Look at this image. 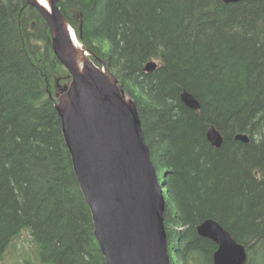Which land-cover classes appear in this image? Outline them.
Segmentation results:
<instances>
[{
	"label": "trees",
	"instance_id": "trees-1",
	"mask_svg": "<svg viewBox=\"0 0 264 264\" xmlns=\"http://www.w3.org/2000/svg\"><path fill=\"white\" fill-rule=\"evenodd\" d=\"M58 4L138 107L167 191L172 263L214 264L217 244L197 231L214 219L248 247L247 264H264V0ZM151 60L159 66L147 72ZM71 80L41 12L0 0V259L29 229L42 264H107L56 109ZM184 90L199 109L182 101Z\"/></svg>",
	"mask_w": 264,
	"mask_h": 264
},
{
	"label": "water",
	"instance_id": "water-1",
	"mask_svg": "<svg viewBox=\"0 0 264 264\" xmlns=\"http://www.w3.org/2000/svg\"><path fill=\"white\" fill-rule=\"evenodd\" d=\"M50 2L51 11L38 0H28L48 22L54 53L72 78L59 95L56 109L107 264H173L164 218L165 182L160 183L144 139L138 107L126 98L111 71L90 58L91 51L85 46L90 54L80 69L69 32V26L74 27L61 11L59 0ZM158 66L151 60L145 70L152 72ZM181 99L192 109L200 108L187 90ZM207 137L214 146H222L223 136L215 126L208 129ZM236 139L250 142L245 133L237 134ZM197 231L217 244L214 264H247L248 247L216 220L203 221Z\"/></svg>",
	"mask_w": 264,
	"mask_h": 264
},
{
	"label": "rangeland",
	"instance_id": "rangeland-1",
	"mask_svg": "<svg viewBox=\"0 0 264 264\" xmlns=\"http://www.w3.org/2000/svg\"><path fill=\"white\" fill-rule=\"evenodd\" d=\"M126 98L130 99L131 97L127 95ZM38 251V244L31 231L24 229L3 253L4 259H0V264H42Z\"/></svg>",
	"mask_w": 264,
	"mask_h": 264
},
{
	"label": "bare ground",
	"instance_id": "bare-ground-1",
	"mask_svg": "<svg viewBox=\"0 0 264 264\" xmlns=\"http://www.w3.org/2000/svg\"><path fill=\"white\" fill-rule=\"evenodd\" d=\"M38 1L47 10L51 11L52 8H51V2H50V0H38ZM69 32L71 34V38H72V41H73V43L75 45V48L78 51V55H79V67L82 70L84 68V65H85L86 57L90 53L85 49L84 45L82 44V42L80 41L79 37L77 36V34L75 33L74 29L71 26H69Z\"/></svg>",
	"mask_w": 264,
	"mask_h": 264
}]
</instances>
